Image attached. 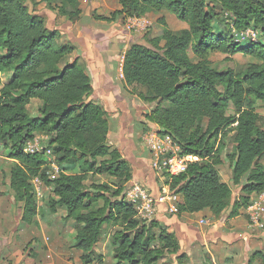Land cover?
Returning <instances> with one entry per match:
<instances>
[{"label": "trees", "instance_id": "1", "mask_svg": "<svg viewBox=\"0 0 264 264\" xmlns=\"http://www.w3.org/2000/svg\"><path fill=\"white\" fill-rule=\"evenodd\" d=\"M28 1L0 0V153L12 163L9 189L14 203L21 205L19 223L35 222L38 206L30 181L39 177L52 190L48 207L62 208L65 219L76 224L75 248L82 252V264L89 263L106 224L120 227L110 243L117 264H156L166 254L183 264L176 235L155 219L138 220L127 203L131 169L108 144L107 114L89 100L91 78L77 60L67 61L74 48L56 44L57 32L48 30L45 18L28 9ZM59 1L41 0L47 10L71 23L78 21L77 0ZM117 3L119 10L104 19L118 17L123 27L127 17L160 12L187 26L175 33L161 18L163 30L146 38L149 47L131 43L121 62L123 88L142 89V99L154 105L146 116L149 122L169 135L183 154L199 159L177 177L160 175L170 192L180 197L178 215L208 210L218 219L229 207L232 191L220 180L217 166L218 153L232 135L234 151L227 156L231 184L242 194L230 205L228 219L236 217L251 197L264 191V168L259 165L264 157V122L259 126L256 112L247 107V101L264 106V0ZM219 14L226 32L214 31ZM230 26L238 32L257 29L259 41L237 43ZM218 53L227 58L243 53L260 63L239 74L230 68L217 71L210 56ZM33 100L40 102L36 117L28 111ZM36 135L47 138L44 144L60 167L53 181L46 177L42 154L23 152ZM91 176H106L111 182L86 185ZM252 261L264 264V254L255 252Z\"/></svg>", "mask_w": 264, "mask_h": 264}, {"label": "rangeland", "instance_id": "2", "mask_svg": "<svg viewBox=\"0 0 264 264\" xmlns=\"http://www.w3.org/2000/svg\"><path fill=\"white\" fill-rule=\"evenodd\" d=\"M53 1V3L60 4L59 0ZM90 1L91 0H89V2ZM79 2L81 3V6L80 4L77 6L79 8H84L85 0H78V3ZM27 6L30 11H34V13H37L38 15L40 14L42 16L47 13L46 11H48L45 4L41 2V0H29ZM215 10L216 12H218L219 9L216 7ZM87 13L88 11L86 10L84 12V17H82L79 21L80 25L89 27L90 29L93 27L99 28L102 26V24H100L102 23V21L93 18L91 15L88 16ZM163 14V17H159L160 15L147 17L152 24L151 28L141 35L129 34L132 40L130 44L138 43L149 47L146 42V38L157 36L163 30L162 25H160L158 21L161 18L165 21L168 29L175 33H178V26L179 24H181V22L176 20V18L168 12H164ZM43 17L45 18V16ZM221 20L222 15L219 14L213 23L215 32H226V28ZM120 25L123 26V24L121 23ZM56 44L64 45V43L62 44L61 38L58 33L56 37ZM116 53L119 54V50H117ZM210 62L212 68L217 71L230 68L238 74L243 73L250 64L260 63L255 58L243 53L237 54L230 58H227L225 55L219 53L213 54L210 56ZM2 78V80L5 81L7 79V74H4ZM122 89L123 91L121 96L124 98L122 104L124 105V107H126L127 110H129L130 113L128 114V116L133 118V122L136 121L134 122V135H132L129 140L131 142L133 141V144L134 141H136V143L140 147L141 152L146 157V162L149 155L147 154L148 152L141 142V136L153 125L146 118L148 114L146 112H150L154 105L149 101L142 99L144 96V91L142 89ZM39 105L40 102L38 101H32L29 105L28 111L32 117L38 116L37 109ZM247 107H251L254 109L258 116V124L259 126L262 125V123L264 122V106L259 104L252 105L247 101ZM109 122L111 123V120H109ZM128 149H126V151ZM1 150L2 148L0 147V151ZM233 151V137L232 135H230L226 139L224 146L218 153V158L220 159V163H222V166L218 171L220 180L226 182V184L229 185L232 191L229 207L226 210L224 217L221 218L222 222L228 219L231 208L230 205H232L234 201H237V199H240L242 194L239 187H235L231 184V173L227 156L232 154ZM128 156L131 157V159L128 160V164L131 169V165H135V160L132 159V157H134V153H131ZM136 157L138 156H135V158ZM11 164V161L5 159L2 156V153H0V264H19V262L20 264H47L49 263V261L52 262V260L50 259L51 252L48 250V248L50 247V249L54 250L55 248H53L52 245H54V243L56 242H58L56 244H61V242H63L64 244L66 243V246L70 245L72 240L66 235L69 231L72 237L74 236L75 239L76 224L72 220H66L65 215L61 213L63 212L61 209L56 210L55 208V210H51L48 207L47 202L52 195V190L49 191V189L46 192L43 200L38 204V214L35 217L34 224L31 226L20 224L19 214L21 205L14 203L12 192L9 189V171ZM259 165L264 168V157L259 160ZM71 169L72 166H69L66 169V172L69 173ZM164 181L165 179L162 178V182ZM110 182L111 181L106 176H91L86 182V185H90L92 183L110 184ZM160 182L161 180L159 179V182H157V186L159 187ZM129 184L130 182L126 184V190ZM54 214L56 215L55 217H53ZM52 220L54 221L50 226L49 222ZM205 220H208L209 222L201 225V233L206 236V243H204L205 245L203 247H200L201 249H195L196 254L191 255V253L189 252V255H187L185 253L179 252L180 255H184L183 264H258L257 261L250 262V259L255 252H261L264 254V227L261 230L250 229L248 227V222L246 221L247 235L245 237L237 238L234 235L228 236V232L226 230L230 229V226L228 224H225V226L222 227V225L219 223L216 225L217 229H215L212 225V221H214L213 218L204 217L199 222ZM159 224L162 226L160 222ZM165 229L167 228L165 227ZM211 229L213 230V232L219 233L214 235L211 234V236L213 235L212 239L214 241L207 238V232ZM119 230L120 227H113L111 224H106L102 227L98 244L96 245L92 256L90 257L88 264H117V261L113 258L110 243L112 235ZM216 239L225 240V242L233 244L229 246H225V244L221 245L220 243H216ZM196 243L198 245V243H203V241H200L199 239ZM64 246L65 245H63V247ZM213 246L216 247L214 248ZM232 246L235 247V249H232ZM74 248L75 245L74 247H71L69 249ZM78 264H82L80 259ZM156 264H176V259L175 257L166 254L164 257L158 260Z\"/></svg>", "mask_w": 264, "mask_h": 264}, {"label": "crops", "instance_id": "3", "mask_svg": "<svg viewBox=\"0 0 264 264\" xmlns=\"http://www.w3.org/2000/svg\"><path fill=\"white\" fill-rule=\"evenodd\" d=\"M79 4L81 6V3H78L77 0V5ZM77 8L81 13L79 20L74 23L67 21L64 17L57 15L55 12H51L49 10L46 11L47 13L43 15L45 16L46 27L48 30H54L58 33L62 44L64 43L74 48V51L67 58V61L72 62L73 60H77L78 65L86 69L88 75L90 76L93 94L89 100L100 105L107 114L109 125L107 137L108 144L116 148L127 162L131 159L128 155L134 153V157H132V159L135 160V165H131L132 179L130 182L136 181L141 183L149 190L151 195L156 196L159 191V186H157L155 174H153L149 169V157L145 162L146 157L141 152L136 141H134L133 144V141L131 142L129 140V138L134 135V122L136 121L133 122V118L128 116L130 112L122 104L124 98L121 96L123 91V81L120 77L121 62L123 55L130 46V42L132 40L129 34L126 33L124 27L120 25V23L123 24L120 18L116 17L115 19L109 20L104 19L110 18V15L113 12L119 10L117 0H91L90 2L89 0H85L84 8H79L78 6ZM86 10L88 11V16L91 15L93 18L102 21V23H100L102 24L101 27H93L90 29L89 27H84L79 24V21L82 17H84V12ZM163 13L164 12H160L158 14L149 13L146 17L158 15H160L159 17H163ZM178 27L179 31L187 28L184 23L179 24ZM117 50H119V54L116 53ZM127 89L130 88L127 87ZM146 113H149V111ZM109 120H111V123ZM153 126L155 125L153 124L151 127ZM126 149L128 150L126 151ZM135 156L138 157L135 158ZM221 164L217 166L218 171L222 166ZM221 181L224 182L223 180ZM238 200L239 199H237V201ZM57 209H61L63 211L61 213L65 215V211L62 208H56V210ZM226 210L219 216L218 219H215L208 210L194 214L169 215L163 208L158 207L155 220L164 225V227L167 228V232L174 233L176 235L180 245V253L189 255L190 252L192 255L196 254V248L201 249L200 247H203L205 245L204 243H206V236L201 233L202 226L199 222L204 217H211L214 219V221H212V225L215 229H217L216 225L219 223L222 227H224L225 224H228L230 226V229H226L228 236L234 235L239 238L247 235V218L244 210H240L236 217L226 219V221L222 222L221 218L224 217ZM55 216L56 215L54 214L53 217ZM53 221L54 220L49 222L50 226ZM202 222L206 223L209 221L205 220ZM67 233L68 234L66 236L72 240L71 244L66 246V243L64 244L61 242V244H56L58 243L56 242L52 245V247L55 248L54 250L49 247L48 250L51 252L50 259L52 262L49 261L47 264L79 263L82 252L78 251L76 248L69 249L74 247L75 239L69 231ZM211 234L214 235L219 233L213 232L212 229L207 232V238L214 241L212 239L213 235L211 236ZM199 239L200 241H203V243H198L197 245L196 242ZM216 240V243H220L221 245L225 244V246L233 244H229L228 242H225V240L221 239ZM63 245L65 246L63 247ZM233 246L232 249H235ZM213 247L215 248L216 246Z\"/></svg>", "mask_w": 264, "mask_h": 264}, {"label": "built area", "instance_id": "4", "mask_svg": "<svg viewBox=\"0 0 264 264\" xmlns=\"http://www.w3.org/2000/svg\"><path fill=\"white\" fill-rule=\"evenodd\" d=\"M152 24L147 17H127L124 20V29L128 34L141 35L151 28ZM231 27V35L237 43H256L259 41L260 32L257 29L247 28L244 31H236ZM122 79V75H120ZM44 136H34L25 144L23 152L29 155L42 154L47 162L45 172L48 180H55L60 168L56 164V159L44 142ZM141 142L149 154V169L159 176L166 175L169 178L177 177L186 172L190 164L199 162L196 156H189L182 153V149L167 134H161L157 126L151 127L141 136ZM32 192L38 206L43 200L46 192L51 190L44 181L35 177L30 181ZM125 199L136 211V218L142 222H149L155 219L158 207H161L169 215H178L177 205L180 197L169 190V185H161L156 196L151 195L141 183L130 182ZM250 229L261 230L264 227V191L251 197L250 203L244 210ZM204 225L205 222H200Z\"/></svg>", "mask_w": 264, "mask_h": 264}]
</instances>
